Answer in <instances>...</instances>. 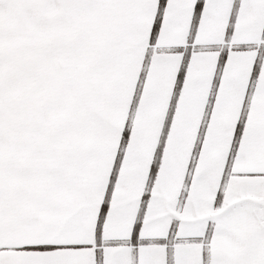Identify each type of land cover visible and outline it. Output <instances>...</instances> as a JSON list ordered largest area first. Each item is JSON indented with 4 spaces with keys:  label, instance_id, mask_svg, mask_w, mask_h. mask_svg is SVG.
I'll use <instances>...</instances> for the list:
<instances>
[{
    "label": "snow or ice",
    "instance_id": "snow-or-ice-1",
    "mask_svg": "<svg viewBox=\"0 0 264 264\" xmlns=\"http://www.w3.org/2000/svg\"><path fill=\"white\" fill-rule=\"evenodd\" d=\"M0 264H264V0H0Z\"/></svg>",
    "mask_w": 264,
    "mask_h": 264
}]
</instances>
